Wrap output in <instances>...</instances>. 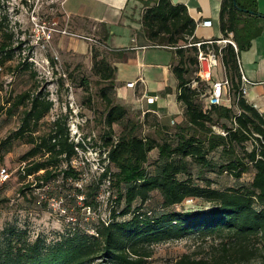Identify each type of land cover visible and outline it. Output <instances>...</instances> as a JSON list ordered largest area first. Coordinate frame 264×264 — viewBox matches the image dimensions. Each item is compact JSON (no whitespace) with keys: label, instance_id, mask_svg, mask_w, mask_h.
<instances>
[{"label":"trees","instance_id":"trees-1","mask_svg":"<svg viewBox=\"0 0 264 264\" xmlns=\"http://www.w3.org/2000/svg\"><path fill=\"white\" fill-rule=\"evenodd\" d=\"M151 3L146 4L148 8L142 16L144 35L154 46L174 48L177 57L173 73L178 80V101L185 111V122L176 130L177 141L158 142L141 137L140 127L127 119L126 108L115 105L107 94L116 87V68L105 60L96 63V76L108 83L101 90L108 107L105 125L113 134L115 125L125 123L118 139L106 142L109 165L104 178L117 189V205L121 207L118 216L130 218L120 221L114 214L111 220L95 228L94 235L74 233L50 247L30 243L14 230H8L0 242V264H96L97 260H101L99 264H147L155 246L186 238L213 240L218 242V247L209 258L196 260L184 255L169 264H264V117L240 94L239 65L240 53L249 49L252 41L263 33L264 19L259 17L257 0H223L221 7L223 40H232L237 50L231 44L224 47L214 44L213 49L221 50V64L230 83L226 96L231 99V106L225 101L221 106H211L207 100L210 85L197 82V78L193 80L198 73L195 44L200 41L195 36L197 25L186 6L174 5L171 0H156L154 6ZM6 21L0 18V67L15 58V33L4 28ZM194 82L197 83L194 85ZM20 106L28 108L15 139L29 134L32 139L29 143L34 144L30 134L51 111L53 102L48 93L32 95L27 91L17 97L8 111L11 114ZM216 119L230 123V126L221 125L224 134L213 130L218 125ZM64 121L63 118L56 120L49 134L22 158L26 162L40 154L48 155L45 160L25 168L23 177L44 171L37 179L47 183L56 177L54 170L61 163H70L77 156V149L82 145L70 141ZM189 131L194 135L188 137ZM249 141L253 142L250 152L244 148ZM6 143L0 144V149ZM238 147L243 149V155L236 152ZM220 150L227 158L222 163L214 162L210 155ZM155 151L157 159L151 162L150 155ZM4 156L0 153V162ZM193 166L199 168L197 180L204 185L193 179ZM215 169L235 180L243 179L251 169L254 172L248 183L215 189L212 180L203 178L204 170ZM64 175L79 178L71 169ZM155 193L161 199L159 208L146 209ZM195 199L210 207L174 210ZM85 204L92 205L87 199Z\"/></svg>","mask_w":264,"mask_h":264},{"label":"rangeland","instance_id":"rangeland-1","mask_svg":"<svg viewBox=\"0 0 264 264\" xmlns=\"http://www.w3.org/2000/svg\"><path fill=\"white\" fill-rule=\"evenodd\" d=\"M0 18L7 19L4 28L14 31L16 40L14 60L0 67V144L7 142L0 149V153L5 154L4 160L0 162V171L6 169L9 174L7 181H0V242L4 241L8 230H14L30 243L38 242L43 247H50L74 233L94 235L95 228L111 220L114 214H117L120 221L129 219L130 216H118L121 207L117 205V189L104 178L109 165L106 160V142L109 139L116 141L125 123L115 125L113 134L105 125L108 107L101 90L108 83L101 81L94 70V65L101 60L112 65L115 53L100 38L73 36L75 33L71 31L70 23L64 20L62 0H0ZM37 25H46L50 29V40L43 37ZM63 30L71 36L60 34L59 31ZM60 37H68L73 44L61 47ZM88 39L96 40L97 44ZM80 41L89 44L85 53L77 50L76 45ZM195 78L196 75L193 80ZM116 87L109 89L107 94L115 105H120ZM27 91L32 95L48 93L53 102L51 111L38 123L36 131L30 134L34 144L29 143L32 140L29 134L15 139L28 107L20 106L13 109L11 114L8 111L17 97ZM126 110L127 119L140 127L138 134L141 137L156 139L158 142L177 141V125L164 129L157 122L158 119L144 117L140 111L130 107ZM59 118L65 120L70 141L74 144L80 142L82 148L77 149V156L70 163H61L54 170L56 177L47 183L37 179L44 171L23 177L25 168L48 158V155L40 154L26 162L22 161L36 143L49 134ZM216 121L218 125L213 130L217 134H224L221 125L226 123L230 126V123L225 120ZM191 134L194 135V132L189 131L187 136ZM9 144L12 145L10 151L5 153ZM244 146L250 152L253 142L249 141ZM236 152L243 155L240 147ZM221 154V150L215 151L210 158L222 163L227 156ZM157 156V151L153 152L150 155L151 162ZM70 169L79 175L78 179L64 175ZM209 170H204L203 178L212 180V188L215 189L248 183L254 172L251 169L243 179L235 180L218 169ZM112 171L116 172L114 168ZM199 171L198 167L193 166V179L204 185L201 180H197ZM86 199L92 203L91 206L85 204ZM160 201L159 194H153L146 209L157 210ZM209 207V204L195 199L176 206L174 210H200ZM217 247L218 242L213 240L186 238L171 241L155 246L153 257L147 264H169L184 255L196 260L205 259L215 253ZM100 262L101 260H97L95 263Z\"/></svg>","mask_w":264,"mask_h":264},{"label":"crops","instance_id":"crops-1","mask_svg":"<svg viewBox=\"0 0 264 264\" xmlns=\"http://www.w3.org/2000/svg\"><path fill=\"white\" fill-rule=\"evenodd\" d=\"M151 1L154 6L156 0H62V13L76 36L100 38L115 53L112 67L116 68L115 83L121 106L140 111L144 117L157 118L162 126H180L185 122V111L178 101V80L173 73L177 65L175 49L154 46L143 32L142 16ZM171 1L174 5L186 6L197 25L195 36L200 42L223 41L220 29L223 0ZM257 3L259 13L264 15V0ZM206 20L213 22L211 28L201 25ZM262 26L261 36L240 53L239 65L250 82L244 99L264 117V22ZM59 40L63 48L65 44H73L68 37ZM84 42L76 45L81 53L89 46ZM213 77L216 81L226 78L222 64ZM130 83L135 86L128 88ZM225 104L231 106L228 97Z\"/></svg>","mask_w":264,"mask_h":264},{"label":"built area","instance_id":"built-area-1","mask_svg":"<svg viewBox=\"0 0 264 264\" xmlns=\"http://www.w3.org/2000/svg\"><path fill=\"white\" fill-rule=\"evenodd\" d=\"M203 27L206 28H211L213 26V22L211 20H206L201 23ZM39 30L41 31L43 37H46L47 40H50L52 37L50 29L46 27V25H37ZM54 32V30H52ZM60 34L66 35V36H71L70 33H68L66 30L59 31ZM76 36V35H73ZM91 42H94L92 39H88ZM214 44L216 45H227L231 44L236 50L237 46L236 44L228 39V40H223V41H215V40H209V41H201L195 44V46L198 48V73L196 75L197 82L200 83H205L209 84L211 89L208 92L207 100L211 106H221L226 98V90L230 88V83L229 81L224 78L222 80H214V71L220 67L221 65V50L219 52H216L213 49ZM203 46H206V49L203 48ZM241 89H240V94L241 96H245L247 93V85L250 84L248 79L244 76L241 68ZM197 82H194L193 84L195 85ZM135 84L130 83L127 84L128 88H133ZM229 98V97H228ZM230 99V98H229ZM231 101V99H230ZM256 137H259L256 135ZM261 138V137H259ZM9 178V174L6 169H3L0 171V181L3 183L7 181ZM193 201V200H191Z\"/></svg>","mask_w":264,"mask_h":264},{"label":"water","instance_id":"water-1","mask_svg":"<svg viewBox=\"0 0 264 264\" xmlns=\"http://www.w3.org/2000/svg\"><path fill=\"white\" fill-rule=\"evenodd\" d=\"M235 6L237 7V4L236 3H235ZM259 17L262 18V19H264V15H260Z\"/></svg>","mask_w":264,"mask_h":264}]
</instances>
